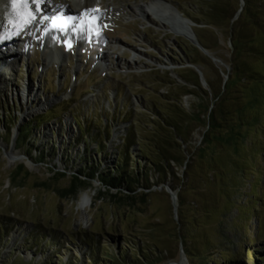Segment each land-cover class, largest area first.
Listing matches in <instances>:
<instances>
[{
	"label": "rangeland",
	"instance_id": "obj_1",
	"mask_svg": "<svg viewBox=\"0 0 264 264\" xmlns=\"http://www.w3.org/2000/svg\"><path fill=\"white\" fill-rule=\"evenodd\" d=\"M150 1L102 0L98 12L110 2L117 8L110 23L101 26L95 21L85 43L73 48L65 31L55 32L51 41L64 51L58 62L51 60V47L36 38L33 41L41 44L35 43L26 55L20 35L15 39L17 48L4 46L1 51L0 264H151L138 260L144 250L151 252L154 264H264V157L258 162L263 169L258 200L251 194L259 177L253 171L246 176L249 183L242 196L232 195L234 206L217 184L202 183L200 172L186 181L185 225L179 220L182 189L173 190L167 183L172 195L166 184L157 185L158 175L140 156L139 168L148 173L152 188L140 187L132 199L128 192L110 191L98 177L82 176L91 185L85 190L79 185L72 188L78 171L111 173L127 134L134 133L138 143L143 140L146 124L151 126L149 122L157 118L154 111L166 104L165 95L177 94L178 84L187 85L183 70H194L205 90L208 80H226L225 71H231L227 29L194 20L192 10H212L215 0H161L176 7L191 37L158 22L146 7ZM228 1L230 13L239 9L240 0ZM140 7L146 9L144 14ZM198 35L207 47L198 48L196 64L191 55ZM114 38L123 45H109ZM190 89L196 90L192 85ZM195 101L196 94L182 99L187 109ZM259 139L264 146V135ZM200 142L196 134L193 144ZM138 148L133 145L131 153ZM185 169L176 168L182 179ZM86 193L91 200L84 218L79 201ZM182 226L195 257L192 263L183 245ZM249 249L256 255H248ZM120 252L123 261L111 258Z\"/></svg>",
	"mask_w": 264,
	"mask_h": 264
},
{
	"label": "trees",
	"instance_id": "obj_2",
	"mask_svg": "<svg viewBox=\"0 0 264 264\" xmlns=\"http://www.w3.org/2000/svg\"><path fill=\"white\" fill-rule=\"evenodd\" d=\"M228 3V0H215L211 5L212 10L201 13L192 10L197 15L194 17L197 23L224 27L229 32L232 53L227 61L231 71H225L228 78L225 80L223 77L217 83L208 80L209 90H205L194 70H183L181 77L187 85L178 84L177 94L173 95L171 91L165 95L166 104L154 111L157 118L149 122L151 126L146 124L147 135H143V140L138 143L134 133L127 134L123 138V145L119 146L123 153L119 152L111 173L78 171L73 176L72 188L79 185L80 189L85 190L91 185L89 181L81 179L82 176L90 180L98 177L110 191L116 190L120 195L128 192L126 196L132 199L140 187L152 188L148 173L145 175L139 168L140 156L152 165L155 176L158 175L157 185L168 183L173 190L182 189L178 194L181 225L187 223L183 197L186 181L193 180L198 172L202 174L199 175L202 183L217 184L224 190L227 202L233 206L236 203L231 200L232 195L242 196L249 183L246 177L248 172H256L259 177L251 194L258 200L260 193L257 188L263 174L258 162L264 157V146L259 141V137L264 135V0H245L243 11L236 20L234 18L239 9L230 13ZM198 16H204V19L198 20ZM198 40L206 46L203 36L198 35ZM192 49V62L198 64L200 51L196 46ZM190 85L196 90L190 89ZM188 94L198 96V101L193 102L190 109L182 102L183 96ZM196 134L201 136V142L193 144ZM141 142H144V146H141ZM136 144L139 151L132 154L131 148ZM183 167L186 169L182 179L176 168ZM210 172L213 175H208ZM192 205L195 207L199 203ZM180 229L183 235V226ZM257 234L261 237L260 231ZM91 242L93 244L96 240ZM37 245L41 246L40 243ZM183 245L192 263L194 254L184 235ZM142 252L138 260H149L154 264L149 259L151 252ZM248 253L256 255L254 249H249ZM111 258L123 261L121 252Z\"/></svg>",
	"mask_w": 264,
	"mask_h": 264
},
{
	"label": "bare ground",
	"instance_id": "obj_3",
	"mask_svg": "<svg viewBox=\"0 0 264 264\" xmlns=\"http://www.w3.org/2000/svg\"><path fill=\"white\" fill-rule=\"evenodd\" d=\"M62 2V5H59V2ZM13 0H0V35L5 32L10 33V35H5L10 38H6L5 41H0V53H4V46L7 44L10 45L15 41L16 38H19V35L24 33H30L26 35L24 41L26 42V47L23 50L22 54L26 55L27 51L30 49V43L32 39L33 30L36 26L39 25L38 32H36L35 38L41 40L45 43L46 48L51 47V60L60 61L62 59L63 50L56 43H52L51 39L54 36L56 30L53 27V20L58 16L63 17H74L76 18L75 23L70 27L65 33L71 41L72 48L76 45H82L85 43L88 34L91 32L90 26L93 27V22L97 21L99 25H104L110 23V15L112 12L117 11V8L110 2L105 10L98 12L97 7L99 8L102 4V0H44L40 4V13L38 16H48L51 19L45 20L42 23L33 24L31 27L20 32L18 35L14 34L13 28L11 25V20L14 18V10L12 8ZM29 5L32 10H35V4L31 3L29 0ZM146 7L153 11V13L158 17V22L163 25H172L177 30H180V33L186 37H191V30L189 29L187 21L179 16V13L176 7L170 3H166L161 0H151L146 4ZM145 7V8H146ZM66 9L65 13H60L61 9ZM141 12L144 14V10L140 7ZM98 25V24H97ZM96 26V25H95ZM94 28V27H93ZM43 31V32H42ZM12 43H11V41ZM52 44V46H50ZM108 44L112 47H118L123 45L122 41L119 39L109 40ZM10 49V48H9ZM14 50V49H12ZM17 50V49H16ZM16 54V53H15ZM14 54V55H15ZM109 54V53H108ZM107 54V55H108ZM1 55V54H0ZM6 63H4L5 65ZM14 64V62H13ZM3 68L1 67L0 70ZM11 161H16V157L11 156ZM91 197L86 193L83 194L79 201V209L83 212L84 218H86V212L90 207Z\"/></svg>",
	"mask_w": 264,
	"mask_h": 264
},
{
	"label": "snow or ice",
	"instance_id": "obj_4",
	"mask_svg": "<svg viewBox=\"0 0 264 264\" xmlns=\"http://www.w3.org/2000/svg\"><path fill=\"white\" fill-rule=\"evenodd\" d=\"M44 0H31L32 4H35V10H32L29 5V0H13L12 8L14 10V18L10 21L14 34H19L20 32L31 27L33 24L42 23L45 20L51 19L48 16H38L40 13V4ZM76 18L74 17H63L58 16L53 20V27L56 30L67 31L75 23ZM96 22H93V27H95ZM8 38L5 35H0V40Z\"/></svg>",
	"mask_w": 264,
	"mask_h": 264
},
{
	"label": "water",
	"instance_id": "obj_5",
	"mask_svg": "<svg viewBox=\"0 0 264 264\" xmlns=\"http://www.w3.org/2000/svg\"><path fill=\"white\" fill-rule=\"evenodd\" d=\"M244 5H245V0H240V8H239L238 12L236 13L234 20L238 19V17L240 16L241 12L243 11ZM193 43H195V45H196L198 48H203L202 44H201L198 40H193ZM200 77H201V80H202V79H203V74H202V73H200ZM59 174L63 176V173H59ZM64 176H65V174H64ZM166 185H167V186H166V189H167L172 195H174V192H173V190L171 189V187H170L168 184H166ZM175 198H176V197H175Z\"/></svg>",
	"mask_w": 264,
	"mask_h": 264
},
{
	"label": "built area",
	"instance_id": "obj_6",
	"mask_svg": "<svg viewBox=\"0 0 264 264\" xmlns=\"http://www.w3.org/2000/svg\"><path fill=\"white\" fill-rule=\"evenodd\" d=\"M15 48H16V47H15ZM15 48H14V49H15ZM18 56H19V55H18ZM18 56H17V57H18Z\"/></svg>",
	"mask_w": 264,
	"mask_h": 264
}]
</instances>
